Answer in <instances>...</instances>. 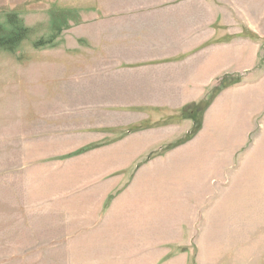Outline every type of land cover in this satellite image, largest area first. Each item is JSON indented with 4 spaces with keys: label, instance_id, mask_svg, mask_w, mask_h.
I'll use <instances>...</instances> for the list:
<instances>
[{
    "label": "rangeland",
    "instance_id": "rangeland-1",
    "mask_svg": "<svg viewBox=\"0 0 264 264\" xmlns=\"http://www.w3.org/2000/svg\"><path fill=\"white\" fill-rule=\"evenodd\" d=\"M0 264H264V0H0Z\"/></svg>",
    "mask_w": 264,
    "mask_h": 264
},
{
    "label": "crops",
    "instance_id": "crops-1",
    "mask_svg": "<svg viewBox=\"0 0 264 264\" xmlns=\"http://www.w3.org/2000/svg\"><path fill=\"white\" fill-rule=\"evenodd\" d=\"M162 12H160L161 14ZM171 12H165L164 13V16L165 18H162V14L159 15L158 19H160V21H163L161 24H160V29H161V33L159 34L160 38L163 37L164 32H167L169 30V35L172 36L175 40L171 41L169 39V41L165 40V39H161L159 40L161 43H162V46L161 47H157L155 44L154 46H156V48H152V50L156 51V50H160L161 53L165 54L166 56H169L171 54H173V56L169 57V59L167 60H170V61H173L171 62L170 64V69L171 68H174L176 65H178V59L181 58L182 56L180 55V53H182L184 50H186L187 48V42H188V39H189V34L192 30V28H189V30H186L184 29V27H181L182 26V23L180 21H182L181 19H183L185 16H182V17H179L177 15V12H174L176 15L174 17H172L170 15ZM187 16V15H186ZM154 21V20H152ZM153 27V26H152ZM181 27V30H178L179 28ZM176 34V36H175ZM180 37H185L183 40L180 39ZM159 38V39H160ZM169 38V37H168ZM152 44L155 42V40H152L151 41ZM152 46V45H151ZM150 49V48H149ZM193 58V57H191ZM199 60H202L200 62V64L202 66H198L197 64H192L190 65L188 68H187V73H186V77L185 79L186 80H193L196 81V83L199 81H205V79H207V77L210 79H214L215 78V67H212V66H209V65H206L205 62H204V59H199ZM148 71V70H146ZM145 70H142V73L143 75H146V78H152V71H148L149 73H147ZM157 71H154L153 73H155ZM209 76H208V74ZM117 73V72H116ZM172 74L175 75V71H172ZM171 74V75H172ZM117 75V74H116ZM170 75V77H171ZM173 82H176V80H173ZM200 87V86H199ZM199 87L198 88V91H201L203 94H201L202 96L204 95V92L205 90H203L204 88L201 87V89L199 90ZM182 92V90H181ZM200 93V92H198ZM199 97V95H197ZM200 96V97H202ZM199 97V98H200ZM115 98H117V96H115Z\"/></svg>",
    "mask_w": 264,
    "mask_h": 264
},
{
    "label": "trees",
    "instance_id": "trees-1",
    "mask_svg": "<svg viewBox=\"0 0 264 264\" xmlns=\"http://www.w3.org/2000/svg\"><path fill=\"white\" fill-rule=\"evenodd\" d=\"M225 78V77H224Z\"/></svg>",
    "mask_w": 264,
    "mask_h": 264
}]
</instances>
